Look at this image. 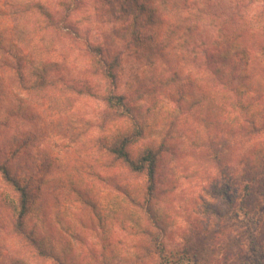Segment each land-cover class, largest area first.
Instances as JSON below:
<instances>
[{
    "label": "trees",
    "instance_id": "trees-1",
    "mask_svg": "<svg viewBox=\"0 0 264 264\" xmlns=\"http://www.w3.org/2000/svg\"><path fill=\"white\" fill-rule=\"evenodd\" d=\"M45 1L0 0V177L19 200L20 230H25L23 219L29 215L32 198L37 203L42 200L39 209L51 198L59 199L66 208L61 216L69 214L66 204L76 199L80 205L72 207L81 220L91 219L82 225L89 229L91 221L103 219L97 205L103 194L82 174L110 181L125 204L116 215L133 249L118 252L96 230L91 231L99 237V251L82 254L70 240L64 243L66 234L79 245L85 243L79 230L61 232L52 244L29 235V244L58 264H246L241 259L250 238L232 236L230 228L235 221L232 209L239 207L257 221L252 241L264 264V211H260L264 206V22L247 23L241 15L258 3L264 5V0H236L227 16L212 10L215 0H94L101 5H95L100 16L107 10L123 28L121 37L129 42L128 48L147 56L148 66H163L151 71L143 83L147 89L129 96L119 92L117 53L104 43L83 42L91 76L106 86L99 96L106 111L93 138L106 158H96V166L90 164L84 173L67 168L61 154L52 152V157L43 145L38 158L32 156L36 144H46L48 137L64 135L78 141L83 134L62 120L64 113L57 109L61 99L56 96L98 95L88 80H66L60 74L62 65L50 56L57 47L52 33L65 30L67 34L61 36L65 38L78 27L80 9L87 2L60 0L55 9ZM73 12L78 16L72 17ZM180 63L193 66L185 80L178 74L181 68H176ZM159 97L168 98L172 106L155 121ZM137 145L140 148L135 150ZM70 149L64 145L61 152ZM167 159L175 163L163 184L158 173ZM99 166L104 170L99 172ZM115 168L142 181L114 177L109 169ZM196 178L204 183L203 189L215 194L203 204L216 221L182 230L176 211L166 206L182 184ZM223 199L226 210L217 205ZM106 217V222L111 221ZM172 235L182 241L181 250L166 248L165 238ZM219 241L223 243L217 248Z\"/></svg>",
    "mask_w": 264,
    "mask_h": 264
},
{
    "label": "rangeland",
    "instance_id": "rangeland-1",
    "mask_svg": "<svg viewBox=\"0 0 264 264\" xmlns=\"http://www.w3.org/2000/svg\"><path fill=\"white\" fill-rule=\"evenodd\" d=\"M58 1L60 0H46L45 2L50 7L56 9ZM85 1L87 2L86 5L83 6L79 12L80 15L78 18H81V23L78 27L76 26L74 30H71L65 38L61 37L67 34L65 30H59L58 32L52 33L53 38L57 41V47L55 53L50 56L52 57V60H56L62 65L63 71L60 74L63 75L66 80H88L90 81V85H95L96 89L93 93L98 95L65 96L61 93L62 95L56 96L61 99V102H59V108L57 109L64 113V115H62V120L66 121V124L68 123L71 127L78 129V131L83 134L78 141L65 138L64 135L56 136L53 139L48 137L46 144L44 142L37 143L36 148H33L32 151L33 158H38V149L43 145L45 149H49L52 157H54V153L56 152L57 154H61L59 157L63 161L62 164L65 163L67 168H72V170L73 168H79L80 173H84V170L90 164L95 167L96 158H106L103 154L97 151L95 143L93 142V138L98 135L97 126L99 121L106 111V104L99 97L101 96L100 94H102L101 91L105 90L104 88H106V86L102 81L91 76L89 71V55L87 47L83 42H85V40H91L94 44L99 42L104 43L111 51L117 53L120 57L119 59L121 63V74L118 83L119 92L129 96H133L134 92L138 89H147L146 85L143 83H146V80L151 75V71L163 66L161 63H158L154 67L148 66L147 56L142 55V53L139 54L138 50L128 48L129 42L125 41L123 39L124 37H121L123 28L110 19L107 10L102 12L104 16L103 14L100 16L101 12H99L95 6L97 5L101 7L100 3H95L94 0ZM235 2L236 0H215L213 4H215V6L218 4V6H212V10L227 16V14L235 8ZM241 15L243 21H246L247 23L251 22L257 25L260 23L262 24V22H264V5L258 3L247 9L245 12H241ZM71 16L75 17L78 16V14L73 12ZM239 21L241 22V19H239ZM205 33L206 32L203 31L201 34L204 35ZM176 68H181L178 74L185 80V78L190 75V70L188 68H193V66L192 64L188 65V63H180ZM158 100V112L155 109L154 113L156 117L155 121L158 118H162L161 115L164 111L168 112L169 105L172 106L171 101L166 97H159ZM56 103L55 100L51 101L52 106L56 105ZM87 124H89V126ZM50 141L51 145L48 144ZM52 142L54 146H52ZM55 142L57 143L56 146ZM141 144L142 143L139 145ZM64 145L72 146V149L65 150L67 152H61V150L64 149ZM139 148L140 147L137 145L135 150H138ZM107 163L110 168L114 165L111 160H109V162L107 160ZM174 163V160L167 159V164L162 166L161 171L158 173V180L160 183L163 180V184L169 181L172 176L169 170L171 166H174ZM168 165L169 167H167ZM97 170L101 172L104 169L99 166L97 167ZM109 172L110 174H113L114 177L119 174L121 180L134 183L142 181L141 178L135 179L128 175V172L120 171L119 168L109 169ZM55 174L57 173L55 172ZM82 177L90 186H93L94 189L103 194V199H100L97 202L99 208L98 212L102 216V220H97L96 223L93 221L94 224L91 221L89 229H86L85 227H82V225H84L85 221L90 223L91 219L84 217L81 220L79 217L80 213L76 208L72 207L73 204H77L76 206H78L79 203L76 199H73L69 204H66L70 209L69 214L65 213V215L61 216V211L66 208L63 209L62 205L64 203L59 199L51 198V200L44 203L42 209H39L40 203H43L42 200L37 203L36 201L38 199L36 200V198H32L29 204V215L25 220L23 219L25 230H20L19 227V200L10 193L8 188L5 187L0 177V264H58L53 257L42 256L39 250L31 246L29 244L28 236L31 235L32 238L35 237L39 242H42V244L45 242L52 244L53 241L56 242L55 239L60 237L61 232H64L65 234L67 230L69 233L70 230L72 232L79 230L83 235L85 243H80V245L75 238L71 237V235L67 236L68 234H66L63 236L67 239L64 243L68 244L70 240L71 247L82 254H84L85 250L99 251V237L97 234L105 235L104 241L115 244L118 252L122 251L127 253L133 249L130 239L126 238L121 231L124 230L120 226L121 218L116 215L117 208L125 206V204L118 199L119 197H117L110 181L106 183L100 182L94 176L88 177L83 176V174ZM165 178L167 179L166 181ZM55 179L57 180V178ZM203 184L204 183L198 181L197 178L191 184H182L175 191L174 196L170 198V204L166 206L167 208L176 211V220L178 224L182 226V230H189L190 226H192V229H197L202 225L203 221H211V223L216 221L215 214L212 215L211 213L206 212L208 209H205L203 204V201H206V199H214L215 194L213 193V195L211 192H208V189H203ZM40 185L41 181H38V184L35 187V193L37 196H39ZM225 185L228 186L227 181L225 182ZM203 190H205V192ZM206 193L210 194L209 197L206 196ZM59 202L61 203L59 204ZM217 203V205H220L221 207L220 210H226L224 199L219 200ZM233 210L234 209H232V218L235 219V221L230 225V228H233L232 236H245L250 238L246 241L247 248L245 249V254L241 261L246 262V264H262V258L255 249V245L252 241L257 221L254 218L246 217L245 214L239 210V207H236L235 212H233ZM260 211H264V206L261 207ZM58 212H60L59 216H56ZM51 213H54V215H51ZM106 215L111 217V221L106 222L105 219L108 218ZM61 222L66 224V227H64ZM91 230H96L97 234H93ZM228 234L230 233H227V235ZM222 243L223 242L219 241L216 247L220 248ZM165 245L169 251H178L182 249V241L178 237L174 238L173 235L165 238ZM68 260L70 261V259Z\"/></svg>",
    "mask_w": 264,
    "mask_h": 264
}]
</instances>
